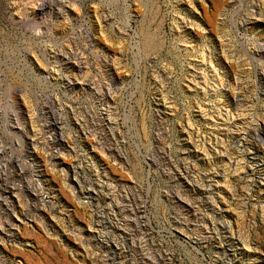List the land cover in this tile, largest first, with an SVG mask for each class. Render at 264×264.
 <instances>
[{
    "label": "rangeland",
    "instance_id": "1",
    "mask_svg": "<svg viewBox=\"0 0 264 264\" xmlns=\"http://www.w3.org/2000/svg\"><path fill=\"white\" fill-rule=\"evenodd\" d=\"M48 1L0 0V264L225 263L215 245L220 225L240 228L237 178L264 197V122L248 119L255 145L215 140L211 76L226 73L228 99L258 97L264 57L245 40L264 20L250 32L218 15L213 34L207 0H65L37 13ZM246 213L252 241L264 217ZM259 240L248 264H264V228Z\"/></svg>",
    "mask_w": 264,
    "mask_h": 264
},
{
    "label": "bare ground",
    "instance_id": "2",
    "mask_svg": "<svg viewBox=\"0 0 264 264\" xmlns=\"http://www.w3.org/2000/svg\"><path fill=\"white\" fill-rule=\"evenodd\" d=\"M54 2L56 3L55 5L57 7H54ZM64 2L65 0H49L47 4H45V8L37 7V13H42V11L44 12L48 9L51 10L53 14L58 15L59 8L63 6ZM51 5H53V10L51 9ZM226 5L231 6L230 11L228 9L223 11L222 8ZM198 7L200 9V14L204 15L206 20H208V22L210 23V31L213 34L219 31V28L215 25V21L218 15H233L236 19L235 26H237L238 29L241 30H250V32L251 28H245L246 23H249L251 19H254L255 23L256 21H258V18H260V20H264V0H207L205 5L202 6L199 4ZM255 16H257L258 18H255ZM227 35L228 34L225 33L222 35L224 41V51L230 56L233 54L238 56L240 58L238 61L242 64V56L244 54L243 51L239 47H237V45L233 41L228 39V37H226ZM254 36L256 37V39H254L252 43L248 40H245V44L250 45L248 50L252 55L264 57V33L256 32L254 33ZM255 40H259L261 42L257 43L255 42ZM214 65H216V63H214ZM257 70H261L257 72V80L258 83H260V86H258L257 89L258 97H256V95L254 97L253 94H251V98L253 97L251 100H249L250 97L247 99L246 97H244V95H242L244 93V90L242 91L241 87V92L235 94L233 98L228 99L224 97V93H222L223 91L221 90V87L224 85V82H228L226 73H219L215 71V73H213V75L211 76L213 79L212 81H216L218 85H221V87H219L212 84L213 88L210 90L211 97L216 99V101L214 102L215 104L212 107L213 112L216 114V117L215 115L212 117V131L215 140H218L219 143L225 142L228 144L236 143L255 145L256 141H262V137L260 135V132H262V130L260 131V129L256 125L250 127L252 125V122L249 121L251 115L256 113V115L258 114L264 122V65H257ZM239 84L243 85L244 88L248 89L249 91H252L254 89L253 82L247 80L245 76H241ZM218 97L222 98L221 102L220 99H217ZM257 98L261 99L260 102H257ZM256 102L259 104H256ZM220 109L222 110L223 114L221 115L223 117H220L218 119V116H221L218 115L220 114ZM227 112H232L236 116L234 118L227 117ZM228 176L230 178L231 175ZM237 179L242 184V188H244V193L242 192L239 197V199H241L239 206L240 208H242L238 224L240 228L237 230L235 225H232L233 221L231 223L220 225L221 232L224 234L223 236L225 238V243L220 246L215 245L218 251L222 253L223 258L226 260L223 264H236L237 262H240V264H248L246 261L253 255L258 256V254L260 253L259 250H261L263 247L259 240V236L263 231L264 223L259 221L258 219L260 217H264V197L257 195L255 197V200L251 199L252 196L249 190V180L244 176H240ZM8 181L9 180L6 179L1 182L0 194L7 192L8 189H10L6 186L9 183ZM3 183H6V185L3 186ZM83 194H87L89 197L91 193H84L83 191ZM246 209L252 212V217L258 220L255 228H257L259 232L256 236V239L252 241L248 236V215L246 213Z\"/></svg>",
    "mask_w": 264,
    "mask_h": 264
}]
</instances>
